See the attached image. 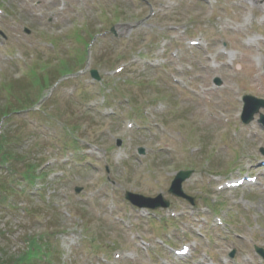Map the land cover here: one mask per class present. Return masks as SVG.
I'll use <instances>...</instances> for the list:
<instances>
[{"label":"rangeland","instance_id":"rangeland-1","mask_svg":"<svg viewBox=\"0 0 264 264\" xmlns=\"http://www.w3.org/2000/svg\"><path fill=\"white\" fill-rule=\"evenodd\" d=\"M0 30L2 259L40 237L29 264H264V127L240 119L264 98V40L243 42L264 0H0ZM179 169L194 205L168 192ZM243 173L258 183L218 188Z\"/></svg>","mask_w":264,"mask_h":264},{"label":"water","instance_id":"water-1","mask_svg":"<svg viewBox=\"0 0 264 264\" xmlns=\"http://www.w3.org/2000/svg\"><path fill=\"white\" fill-rule=\"evenodd\" d=\"M93 75L96 76V73L95 71L93 72ZM246 102L247 104H251L253 105L252 109L250 111H245L244 112V115H243V120L245 122L249 121L251 118H252V114L258 109V107L260 105H263L264 106V101L262 100H259V99H254L252 97H247L246 98ZM263 122H264V118L262 117L261 119ZM190 175V171H180L177 173V175L175 176L174 180L172 181L171 183V186L169 188V192H171L172 194L174 195H177V196H182L186 199H188L191 203L193 202V198H190L188 196H186L182 189H181V183L182 181L187 178L188 176ZM126 197L131 200L133 203L139 205V206H143V205H147V206H150V207H156L155 205L152 204V200H155V199H148L150 201L147 200V198H143V197H140L142 200H139L136 196V194H131V193H126ZM158 199H161L160 196L157 197ZM156 198V199H157ZM167 205V202H163V206H166ZM256 250L264 255V251L262 249H259V248H256Z\"/></svg>","mask_w":264,"mask_h":264},{"label":"trees","instance_id":"trees-1","mask_svg":"<svg viewBox=\"0 0 264 264\" xmlns=\"http://www.w3.org/2000/svg\"><path fill=\"white\" fill-rule=\"evenodd\" d=\"M12 111H14V110H12ZM8 113H10V112L5 110L4 107L0 108V118L8 115ZM3 137H4V139L0 137V142L3 139V143L5 144L7 142V139H6L5 135H3ZM7 157H8V152L4 151L3 148H0V162L1 161L5 162ZM28 246H29L30 250L24 256L18 257L16 260H14L12 258L2 259L0 257V264H24L27 260L26 257H30L33 255L37 256V254L41 251L40 244H38L34 238L30 239Z\"/></svg>","mask_w":264,"mask_h":264},{"label":"bare ground","instance_id":"bare-ground-1","mask_svg":"<svg viewBox=\"0 0 264 264\" xmlns=\"http://www.w3.org/2000/svg\"><path fill=\"white\" fill-rule=\"evenodd\" d=\"M248 21H249V18L248 17L245 18L243 21V25H245ZM228 56L231 58H234V53H229ZM235 56H237L236 53H235ZM254 56L255 55L250 56L249 58L245 59L246 61H248L250 63V67L252 66V61H254V58H255ZM253 67H254V64H253Z\"/></svg>","mask_w":264,"mask_h":264}]
</instances>
